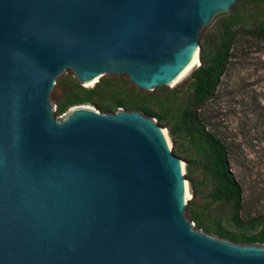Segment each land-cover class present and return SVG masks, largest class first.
Masks as SVG:
<instances>
[{
    "label": "water",
    "instance_id": "obj_1",
    "mask_svg": "<svg viewBox=\"0 0 264 264\" xmlns=\"http://www.w3.org/2000/svg\"><path fill=\"white\" fill-rule=\"evenodd\" d=\"M248 0H0V264H264V245L195 229L185 164L138 110L52 95L128 78L169 92L204 34Z\"/></svg>",
    "mask_w": 264,
    "mask_h": 264
},
{
    "label": "rangeland",
    "instance_id": "obj_2",
    "mask_svg": "<svg viewBox=\"0 0 264 264\" xmlns=\"http://www.w3.org/2000/svg\"><path fill=\"white\" fill-rule=\"evenodd\" d=\"M220 51L226 53L223 71L211 94L198 100L193 71L200 65L206 69ZM79 86L68 74L52 95L58 118L76 106L154 114L170 149L186 165L188 219L194 228L242 244L259 243L255 239L264 232V0H248L234 18L223 15L204 34V57L169 92L149 97L128 78L114 77L83 87L86 92ZM213 141L239 185L237 200L218 194ZM247 238L255 241H242Z\"/></svg>",
    "mask_w": 264,
    "mask_h": 264
},
{
    "label": "trees",
    "instance_id": "obj_3",
    "mask_svg": "<svg viewBox=\"0 0 264 264\" xmlns=\"http://www.w3.org/2000/svg\"><path fill=\"white\" fill-rule=\"evenodd\" d=\"M226 60V53L224 51H220L215 53V55L211 58L209 65L206 69L200 65L199 68L193 71V76L196 79L197 87H196V99L202 100L203 98L208 97L213 89L215 82L220 76L221 72L224 68V62ZM81 91L86 92V89L79 86ZM81 102L82 99H78ZM67 102V103H66ZM64 103H73V101H66ZM97 108H105L106 106L96 103ZM121 106V105H118ZM63 105H60L58 111H61ZM110 112L115 111L116 107L108 108ZM188 113V112H187ZM186 113V114H187ZM150 116L155 117L154 114ZM187 116V115H186ZM211 156L213 163L215 165L216 176L219 181L218 194L220 197H223L228 200H237L240 197V189L238 183L233 178L231 172L229 171V166L226 158L223 156L219 146L213 142H211ZM248 241H258L259 243L264 244V232L257 237V239L247 238L243 239V242Z\"/></svg>",
    "mask_w": 264,
    "mask_h": 264
},
{
    "label": "bare ground",
    "instance_id": "obj_4",
    "mask_svg": "<svg viewBox=\"0 0 264 264\" xmlns=\"http://www.w3.org/2000/svg\"><path fill=\"white\" fill-rule=\"evenodd\" d=\"M163 132H164V130H163ZM165 134V133H164ZM165 136H166V134H165ZM166 140H167V142H168V145H169V141H168V138L166 137Z\"/></svg>",
    "mask_w": 264,
    "mask_h": 264
}]
</instances>
